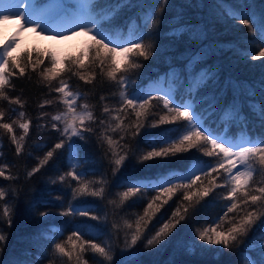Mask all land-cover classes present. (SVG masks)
Returning <instances> with one entry per match:
<instances>
[{
    "label": "trees",
    "instance_id": "obj_1",
    "mask_svg": "<svg viewBox=\"0 0 264 264\" xmlns=\"http://www.w3.org/2000/svg\"><path fill=\"white\" fill-rule=\"evenodd\" d=\"M94 4L98 5L93 9L102 29L128 27L127 22H135L138 33L134 38L143 36L146 42L150 41L153 45L152 55L147 60L139 61L142 67L129 73L132 83L128 88L145 87L149 81L166 76L167 80L170 78L177 84V103L185 104V98H190L199 119L215 133L227 129L235 137L247 133L252 141L264 138V58L251 59V55L261 46L259 21L264 12V0H92ZM240 16L251 19L252 30L238 22ZM35 54L32 53L33 56ZM31 75V80L26 77L13 78L16 87L9 90L11 96H22L27 102L19 110L25 111L33 121L24 152L19 157L8 134L0 129V162L14 165L12 172L19 177L17 181L0 178V186L16 189L15 193L9 192L5 197V201L13 206L11 226L7 219H0V234L7 237L0 242V264H48L51 244L65 238L76 227L83 228L86 239L98 238V243L103 241L112 245L113 260L122 257L124 264H252L250 258L255 262L264 261L262 231H255L243 238L232 249L207 245L196 237L197 227L211 223L223 214L224 201L218 194L219 189L217 194L197 205L195 212H190L188 219L182 221L160 244L145 248L144 240L132 249H125L127 229L124 221L128 220L134 227V214L143 213L146 200L133 198L126 202L123 210L108 204L107 200L117 199L115 193L124 190L122 185L142 179L148 181L166 172L186 168L194 162H212L213 158L195 150L163 161L137 164L133 160L112 177L103 149L96 143L95 136L86 141L77 140L79 169L85 171L88 178L98 179L101 174H108L112 194L104 201L94 197L72 200L67 184L51 182L72 163L66 155H57L35 176L26 178V170L38 163L36 157H42L58 136L50 127H35L38 113H55L63 107L57 104L40 109L38 104L44 99H51V96L46 95L47 89L39 82L38 74ZM69 83L73 90L88 93L86 100L96 106L97 115L101 110L99 96H110L116 91L108 82L101 85L98 81L94 90L76 77ZM109 102L115 101L110 99ZM0 106L6 109V118H17L7 110L18 109V106H10L6 101L0 102ZM174 127L164 125L146 129L139 146L144 148V141L155 139ZM16 131L19 135L20 130ZM149 195L155 193L149 192ZM180 198L178 193L157 213L146 231L148 237L171 215ZM69 200L78 211L90 210L91 214L100 215L102 220L93 221L78 214L69 217L60 215ZM41 211L48 215L39 216ZM2 212L0 208V216ZM105 214L106 220L103 219ZM113 223H118L119 228L113 229ZM56 264H64V261L57 258Z\"/></svg>",
    "mask_w": 264,
    "mask_h": 264
},
{
    "label": "snow or ice",
    "instance_id": "obj_2",
    "mask_svg": "<svg viewBox=\"0 0 264 264\" xmlns=\"http://www.w3.org/2000/svg\"><path fill=\"white\" fill-rule=\"evenodd\" d=\"M13 2L14 0H4L3 3L11 5ZM9 20H17L19 24L16 32L4 37L0 43V102L6 101L10 106H18V109L7 110L17 116L16 119H11L6 118V109L0 106V129L8 134L11 144L15 145L17 157L24 152L26 137L33 121L25 111L19 110L27 103L22 96L9 94V90L16 87L12 82L13 78L26 77L31 80V74H38L39 82L47 89L46 95L51 96V99H44L39 103L38 107L43 109L46 105L57 104L63 106L55 113H38L35 127H50L58 136L42 157H36L38 163L26 170V178L35 176L57 155H66L72 163L51 182L67 184L71 189L72 200L94 197L104 201L112 194L108 174H101L98 179L88 178L86 172L79 169L77 140L86 141L95 136L96 143L103 149L112 177L133 160L137 164L163 161L195 150L205 157L213 158L212 162H203L188 175L164 178L159 182L122 185L124 190L115 193L117 199L107 200L108 204L121 210L133 198L146 200L143 213L134 214V227L133 223L124 221L127 229L125 249H132L144 240L145 248L160 244L182 221L188 219L190 212H195L197 205L205 198L217 194L218 189L221 190L218 194L224 201L223 214L218 215L211 223L195 229L199 241L232 249L255 231L264 232V138L258 141L242 139L233 143L226 135H217L205 127L195 109L188 104L177 103L167 94L154 97L150 93L141 95L135 91L129 92V73L142 67L139 62L141 59L147 60L152 55L153 45L150 41L146 42L140 36L116 43L105 35L97 20L86 11L81 14L82 22L70 31L71 35L88 37L84 48L77 53L62 55L51 49L16 52L20 34L25 28L39 30L40 35L48 30L39 21H31L25 13L12 11L10 7L0 11V23ZM238 22L249 30L253 29V22L247 16L238 17ZM259 31L261 46L251 55L253 60L264 58V12L261 13ZM57 35L64 38L63 33ZM33 52L36 53L35 56L32 55ZM73 77L83 81L85 85H91L93 90L98 81L101 85L108 82L116 89L110 96H99L101 110L98 115L95 112L96 106L86 100L88 93L72 89L69 81ZM110 99L115 102L110 103ZM82 100L84 102H80ZM157 108L159 111H154ZM164 125L176 127L165 130L155 139L144 141V148L139 146L146 129L161 128ZM17 129L20 130L19 135ZM13 167L14 165L0 162V178L17 181L19 177L13 174ZM15 191L14 188L0 186V208L3 209L0 219H7L9 227L12 224L13 206L5 201V197L9 192ZM149 192H154L155 195H149ZM178 193L181 198L175 210L148 237L146 231L149 224ZM72 200L67 202V207L60 215L69 217L78 214L93 221L102 220L100 215H93L90 210L78 211ZM46 215L48 213L39 212L41 217ZM103 219H107V214ZM112 228L118 229L119 224L113 223ZM85 235L83 228L76 227L65 238L53 242L48 264H56L57 258L63 260L64 264H124L122 257L120 260H113L112 245L103 241L98 243V238L86 239ZM6 238L4 234H0V242ZM89 253L92 255L89 256ZM257 264H264V261H257Z\"/></svg>",
    "mask_w": 264,
    "mask_h": 264
},
{
    "label": "rangeland",
    "instance_id": "obj_3",
    "mask_svg": "<svg viewBox=\"0 0 264 264\" xmlns=\"http://www.w3.org/2000/svg\"><path fill=\"white\" fill-rule=\"evenodd\" d=\"M39 0H14V2L9 5L3 3L4 0H0V11H3L5 8H9L12 11H18L25 13L31 21H39L48 31L40 35L38 31H33L32 28H25L20 34V44L16 49V52L21 50H31V49H51L59 52L62 55L72 54L78 52L80 49L84 48L88 37L84 35H71L70 31L77 27L78 24L82 22L81 14L82 12H90L93 18L98 22V16L95 14L92 0H42V3L38 4ZM74 6H71L72 3ZM98 7V6H97ZM66 9V12L63 13V10ZM98 12V11H97ZM99 13V12H98ZM100 14V13H99ZM19 21L9 20L3 23H0V43L3 42V38L11 36L16 32ZM128 27H116L109 28L104 30L105 35L110 36L112 40L116 43H123L127 40H133L134 35L138 33L137 24L135 22L129 24ZM58 33H63L64 38H61ZM55 37V38H54ZM13 53V55L16 54ZM132 81L129 82L131 85ZM178 87L177 84L170 78H165L160 76L154 80L149 81L145 87L130 89L129 92L135 91L137 94L146 95L152 93H162L167 94L175 99V93ZM76 91V90H74ZM186 103L191 106L192 100L188 97L185 98ZM201 120V119H200ZM203 123V121L201 120ZM205 126V124H204ZM210 129V127L205 126ZM217 135H226L233 143H238L242 139L251 140L247 133H241L236 137L231 135L227 129L222 130ZM203 162H194L188 167L179 170H172L166 172L165 174L154 177L148 181L159 182L164 178H170L173 176L179 175H188L194 171L197 167L201 166ZM146 182L147 180L142 179ZM264 241V237L262 238ZM252 264H257L252 258H250Z\"/></svg>",
    "mask_w": 264,
    "mask_h": 264
}]
</instances>
